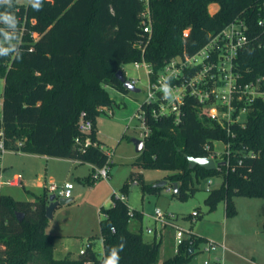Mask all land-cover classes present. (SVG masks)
<instances>
[{
    "label": "trees",
    "instance_id": "16d2710c",
    "mask_svg": "<svg viewBox=\"0 0 264 264\" xmlns=\"http://www.w3.org/2000/svg\"><path fill=\"white\" fill-rule=\"evenodd\" d=\"M210 5L216 6L214 12L208 11ZM150 9L148 35L139 23L138 0H31L27 5L11 0V5L0 4V12L16 17L0 19L1 115L7 150L68 159L93 168L109 165L107 151L96 137V118L113 104L108 87L128 93L116 77L119 70L124 74L122 66L143 57L156 74L167 60L196 54L238 18L247 24L250 42L236 59L237 71L244 82L264 75V29L259 26L260 21L264 23V0H150ZM157 107L140 106L149 131L135 164L168 172L171 185L177 183L173 197L184 201L194 192L193 176H219L221 185L205 199L210 212L224 201L226 216H231L233 197L264 198V101L251 106L243 125H231L230 134L200 115L192 98H186L179 122L169 115L154 117ZM81 112L92 122L89 137L97 144L84 150L75 145L76 138L86 137L77 128ZM213 142L229 144L228 166L213 171L198 166L190 169L187 158L209 157ZM247 153L257 156L246 157ZM129 186L121 188V196L125 197ZM142 189L157 194L163 188ZM48 198L34 195L32 201H17L0 195V264H105L113 248H122L118 264H190L201 242L194 235L162 261L160 240L143 239L142 215L132 210L130 218L126 200L113 195L112 205L101 209L106 216L99 222L102 257L89 242L76 259L55 258L56 236L45 230ZM16 213L22 214L21 221ZM132 219L139 221L137 232L129 228ZM189 248H193L192 255Z\"/></svg>",
    "mask_w": 264,
    "mask_h": 264
},
{
    "label": "rangeland",
    "instance_id": "374dc122",
    "mask_svg": "<svg viewBox=\"0 0 264 264\" xmlns=\"http://www.w3.org/2000/svg\"><path fill=\"white\" fill-rule=\"evenodd\" d=\"M30 1L17 0V3L27 5ZM215 8V5H210L208 11L214 12ZM201 60L202 56L197 54L194 63L198 64ZM122 69L127 80L135 81L139 92L122 94L108 87L113 104L96 118V136L104 143L105 151H110L111 155L108 180H98L93 184L90 176L84 173L88 169L85 164L74 165L67 159L65 161L58 158H48L45 161L33 154L7 151L1 156L0 180L18 178L23 187L3 185L0 195H9L17 201H32L34 195H52L48 191L50 183L58 187L65 183L73 185L72 201L56 207L45 228L56 236L53 252L55 258L63 257L66 250H71L69 255L75 257L89 242L95 253L103 252L99 239V222L106 216L101 209L109 208L113 195L120 197L121 188L130 183L125 195L126 203L131 210L142 215V235L145 241L152 240L155 236L147 235L146 229H156V234L161 233L157 240H160L162 261L176 254L175 237L179 229L184 237L192 233L201 239L190 264L212 261V255L201 252L209 241L224 244L226 250L221 257L223 264H264V198L233 197L235 213L231 216H226L224 201L219 202L210 212L205 204V199L209 196L207 184L211 181L210 189H216L221 185V177L193 176L194 192L183 201L173 197L172 192L167 190L172 187L167 180L168 172L146 169L135 164L139 154L135 152L131 140H143L145 130L139 109L147 101L149 78L146 71L135 68L134 63L125 64ZM3 83H0V92ZM109 111L113 112L112 115ZM213 149L221 153L223 144L213 142ZM162 181H166L167 185L157 194L142 189L143 186H153ZM156 208L165 215L177 216L175 225L161 229L152 219ZM192 218L195 219L194 222ZM138 224L137 219H132L130 230L137 232ZM215 254H220V251H215L213 255Z\"/></svg>",
    "mask_w": 264,
    "mask_h": 264
},
{
    "label": "built area",
    "instance_id": "2783aa9c",
    "mask_svg": "<svg viewBox=\"0 0 264 264\" xmlns=\"http://www.w3.org/2000/svg\"><path fill=\"white\" fill-rule=\"evenodd\" d=\"M141 5L139 12V23L144 33L151 34V9L150 0H138ZM259 26L264 29V23L259 22ZM248 26L243 19H235L229 23L218 34L214 35L196 54L187 56L186 54L172 58L164 62L162 68L155 74L151 66L144 61L143 57L140 62H135V68H143L148 75V94L147 101L143 104H157V109L153 112L154 117L172 116L175 122H179L183 115V106L186 98H192L196 101L199 114L214 121L220 128L226 130L230 134V126L233 124L243 125L251 106L256 101H264V75L255 76L249 81H242L241 75L236 68V59L239 53L243 52L250 40L248 35ZM36 37V36H35ZM33 37V38H35ZM187 37V32H184ZM197 54L202 56L200 63L195 64L194 58ZM131 81V80H130ZM4 80H0L2 84ZM135 85V81H131ZM2 92H0V172H1V156L8 150L6 148V138L2 126ZM110 115L113 112L109 111ZM141 121L145 130L143 140L147 136L148 131L145 125L144 113L140 111ZM244 116V119H243ZM92 122L85 119V114L81 112L77 125L78 131L86 137L81 140L79 137L75 139V145L84 150L90 146H97L92 141L89 134L92 131ZM223 144V152H214L207 158H212L216 163L228 166L230 161L229 144ZM21 142L17 143L20 147ZM208 150V146H205ZM108 163L110 165V151L107 152ZM225 156V157H224ZM246 157H255L257 154L247 153ZM242 160L238 161L240 165ZM109 165L102 168H93L90 175L93 184L98 180H108ZM219 169V168H217ZM1 179V178H0ZM3 185L11 187L22 186V182L18 178L10 181L0 180V188ZM212 182L207 184L209 192ZM73 185L65 183L61 187L50 183L48 191L57 197L56 199H71ZM172 192V187L167 189ZM125 201L124 196L116 197ZM128 215L132 216V210L129 209ZM196 214H194L195 217ZM161 229L167 226H174V220L177 216L172 214H164L160 209L156 208L152 217ZM194 218L192 221L194 222ZM113 230V229H112ZM147 235H155L154 239H158L161 233L156 234V229H146ZM195 237L194 234L188 233L187 237L181 230L176 232L177 246L184 240ZM89 244L79 250L78 255H82ZM177 250V249H176ZM219 250L220 254L213 255ZM226 250L224 244H216L207 242L201 252L208 256H213L211 260H205L202 264H223L222 255ZM176 252V251H175ZM89 264V263H86Z\"/></svg>",
    "mask_w": 264,
    "mask_h": 264
},
{
    "label": "water",
    "instance_id": "95a60500",
    "mask_svg": "<svg viewBox=\"0 0 264 264\" xmlns=\"http://www.w3.org/2000/svg\"><path fill=\"white\" fill-rule=\"evenodd\" d=\"M116 77L118 78V80L122 83L123 87L125 90H127L128 92L131 93H138L139 90L135 87V85H133V83L130 80H127L123 74V72L121 70H119L116 73ZM132 144L134 145V150L137 154H141L143 151V147H144V142L141 139H132L131 140ZM188 164H189V168L190 169H194L197 166L198 167H202L203 169H205L206 171H213L217 168H219L222 163H216L212 158H192V157H188L187 158ZM167 185L166 181H162V182H158L157 184L153 185V187L155 188H163ZM172 192L174 194H177V183H173L172 184ZM48 206L46 207V211H45V216L46 218L49 220L52 218V214L55 210L56 207H58L59 205H65L68 204L72 201V199H59L57 200L54 194L48 196ZM16 218L18 221H21L22 219V214L21 213H16ZM189 253L190 255H192L193 253V248H189Z\"/></svg>",
    "mask_w": 264,
    "mask_h": 264
},
{
    "label": "clouds",
    "instance_id": "9594fccd",
    "mask_svg": "<svg viewBox=\"0 0 264 264\" xmlns=\"http://www.w3.org/2000/svg\"><path fill=\"white\" fill-rule=\"evenodd\" d=\"M4 3L11 5V0H0V4H4ZM8 18H11L12 20H16V17L10 12H7V11L0 12V19H8ZM119 250H122V248ZM119 250L116 248H113L111 251V255L105 261V264H118V261H119L118 251Z\"/></svg>",
    "mask_w": 264,
    "mask_h": 264
},
{
    "label": "crops",
    "instance_id": "0c3cea01",
    "mask_svg": "<svg viewBox=\"0 0 264 264\" xmlns=\"http://www.w3.org/2000/svg\"><path fill=\"white\" fill-rule=\"evenodd\" d=\"M97 137V136H96ZM97 139H98V137H97ZM98 141L99 142H101L103 145H104V143L101 141V140H99L98 139ZM35 157H38L39 159H45V161H46V159H48V158H50V157H45V156H38V155H34ZM68 160V159H67ZM66 159H65V161H67ZM69 161H71L74 165H76V164H79L77 161H72V160H69ZM85 166L88 168L87 170H86V172H84L85 174L87 173V176H90V174H91V170H93V167L91 166V165H89V164H85ZM77 170H78V168H77ZM22 182V181H21ZM22 187H23V183H22ZM107 199V198H106ZM105 199V200H106ZM113 200V199H112ZM112 200H111V203H110V206L112 205ZM28 201H30V200H28ZM109 206V207H110ZM47 232V231H46ZM49 233V232H48ZM147 233V232H146ZM151 235V234H150ZM154 239V238H153ZM152 239V240H153ZM152 240H147V242H151ZM101 241V240H100ZM92 244V243H91ZM101 245H102V242H101ZM91 249H92V247H91ZM93 250V249H92ZM71 250H66V254H64L63 255V257L64 256H66V255H68L71 259H76L77 257H78V255L77 256H75V257H73V256H71V255H69L71 252H70ZM95 251V250H94ZM103 251V250H102ZM104 252V251H103ZM103 252H101L100 254H97V256L98 257H102V255H103ZM62 258V257H61Z\"/></svg>",
    "mask_w": 264,
    "mask_h": 264
}]
</instances>
